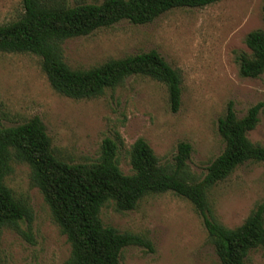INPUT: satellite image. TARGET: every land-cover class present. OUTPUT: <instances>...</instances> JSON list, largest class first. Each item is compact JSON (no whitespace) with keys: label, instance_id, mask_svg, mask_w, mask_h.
<instances>
[{"label":"rangeland","instance_id":"rangeland-1","mask_svg":"<svg viewBox=\"0 0 264 264\" xmlns=\"http://www.w3.org/2000/svg\"><path fill=\"white\" fill-rule=\"evenodd\" d=\"M68 6L103 0H61ZM21 0H0V25L17 20ZM264 32V0H221L204 8H177L145 25L121 21L85 37L66 41L65 63L89 69L109 59L156 51L181 73L178 110H170L166 87L145 77H129L122 86L95 99L72 100L57 94L28 53L0 54V126L12 127L38 117L54 153L72 164L97 160L102 141L118 145L120 170L131 169L128 151L145 140L161 164L171 163L179 143L191 147L187 162L199 179L222 152L218 119L228 104L238 118L262 103L259 123L247 138L264 147V74L241 78L235 55L249 53L245 37ZM27 165L13 163L6 185L31 206L33 219L21 233L0 232V264H64L69 244L53 223L49 207L30 182ZM212 216L227 228L243 223L264 205V165L246 163L209 193ZM104 226L146 237L152 251L126 248L121 264H219L207 242L202 219L192 205L171 192L144 197L133 211L117 212L108 202L100 210ZM264 218V217H263ZM247 264H264V251L251 250Z\"/></svg>","mask_w":264,"mask_h":264},{"label":"trees","instance_id":"trees-1","mask_svg":"<svg viewBox=\"0 0 264 264\" xmlns=\"http://www.w3.org/2000/svg\"><path fill=\"white\" fill-rule=\"evenodd\" d=\"M220 1L103 0L101 4L68 6L61 0H21V16L0 25V54L37 56L53 91L72 100L98 98L132 76L149 78L166 87L170 110L175 113L180 105L181 73L156 51L109 59L89 69H72L65 63L62 46L121 21L145 25L173 9L204 8ZM244 44L249 53L235 55L238 74L241 78H258L264 74V32H250ZM262 107L258 103L238 118L228 104L217 122L224 148L201 179L188 167L191 147L187 143L178 144L171 163L161 164L148 143L137 139L128 151L131 174L126 175L119 168L114 140L102 141L95 162L72 164L54 153L38 117L17 126H0V232L8 229L21 233L20 224L29 226L33 219L29 203L5 183L13 163H21L28 166L31 185L41 193L53 223L69 244L64 264H121L126 248L152 251L146 237L104 226L99 214L108 202L117 212L133 211L144 197L166 192L192 205L219 264H247L251 250L264 251V205H258L241 225L230 229L214 219L208 197L242 165H264V147L247 138L259 123Z\"/></svg>","mask_w":264,"mask_h":264}]
</instances>
